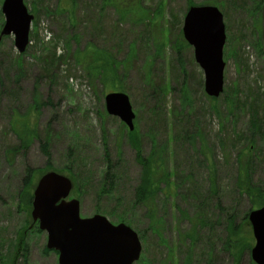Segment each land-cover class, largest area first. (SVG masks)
I'll list each match as a JSON object with an SVG mask.
<instances>
[{
  "label": "rangeland",
  "instance_id": "1",
  "mask_svg": "<svg viewBox=\"0 0 264 264\" xmlns=\"http://www.w3.org/2000/svg\"><path fill=\"white\" fill-rule=\"evenodd\" d=\"M192 1L219 7L225 18V90L219 97L207 94L194 47H180L189 0H134L139 15L126 17L104 0H24L35 16L23 54L13 34L1 35L6 16L0 0V264H59L32 208L20 205L32 169L33 193L45 173L72 175L68 199L80 200L82 217L100 214L131 226L142 242L134 264H237L226 248L228 222L233 216L253 236L249 214L264 206L252 208L250 197L236 187L241 173L264 190V0ZM161 6L162 17L152 21ZM258 20L262 34L255 28ZM90 45L117 62L135 47L118 79L136 115L134 131L107 111L112 84L89 76L78 63ZM54 55L64 58L50 69ZM22 116L30 117L40 138L27 148L12 127ZM128 131L139 134L143 157L160 152L168 171L177 172L171 180L177 179L178 188L157 194V232L135 204L142 165ZM45 139L49 155L41 147ZM108 168L116 186L99 197ZM252 248L244 249L239 264H257Z\"/></svg>",
  "mask_w": 264,
  "mask_h": 264
},
{
  "label": "water",
  "instance_id": "2",
  "mask_svg": "<svg viewBox=\"0 0 264 264\" xmlns=\"http://www.w3.org/2000/svg\"><path fill=\"white\" fill-rule=\"evenodd\" d=\"M6 16L1 35L13 34L16 48L26 52L30 43L33 14L24 0H4ZM223 12L215 5L191 6L183 26L187 43L194 47L196 60L205 72V88L211 96L224 91V47L226 29ZM107 111L134 130L135 112L125 92H109ZM69 176L56 171L43 174L35 187L32 215L47 231V247L59 250V264H133L141 257L142 242L128 224H113L104 215L81 216L80 200H68L73 189ZM256 243L252 259L264 264V206L249 214Z\"/></svg>",
  "mask_w": 264,
  "mask_h": 264
},
{
  "label": "trees",
  "instance_id": "3",
  "mask_svg": "<svg viewBox=\"0 0 264 264\" xmlns=\"http://www.w3.org/2000/svg\"><path fill=\"white\" fill-rule=\"evenodd\" d=\"M104 2L106 5H110L111 7H113L116 11H120L123 17L128 16L132 12L138 13L139 15V12L137 10L132 9L134 7V5L132 7V4L136 3L134 2V0H104ZM140 3H137L136 5L138 10L143 7ZM189 4L192 6L194 3L192 0H189ZM162 8L163 6L157 8L154 12H152V21L153 19L158 20L162 17ZM139 11L142 12L141 10ZM173 20L176 23L177 17H173ZM260 24L261 22L258 20L255 23V28L257 29L258 33L262 34V28ZM259 40L263 42L261 35H259ZM187 44L188 43L186 42H181L180 47H183ZM134 52L135 47H133L131 53L128 54L129 58L127 60L117 62L116 59L113 58V56L108 51L106 52L100 49L99 47L90 45L89 47L84 49L83 52H79L80 54L77 58V61L84 67V69L88 71L89 76L99 77L106 84L111 83L112 89H110L109 91H121L123 90V87H121V84L118 81L119 76L121 74L120 66L122 65L123 68H126L131 63V59L134 56ZM62 58H64L63 55L58 57L54 55L53 58L50 59V66L52 67L50 69L56 67L55 65L61 62ZM12 124L14 131L17 132L19 136L23 135L22 138L21 136L20 138L22 139V143H24V147H29L30 141L34 138H38V131L36 130V127L32 125L30 117H17L15 119V122L13 121ZM124 127L126 126L124 125ZM128 133L130 135V138H132V146L136 148V150H138L137 160L140 161L142 165L141 178L139 180L138 186L136 187L134 195L135 204H138L145 209L147 219L150 220V228H152V230H155V226L159 227L160 223V218H157L156 213V202L158 196L157 194L158 192H160V190L164 192H169L172 186L178 188L177 179L173 180V182L171 180L172 175H177V172L175 170H173V172L168 171L167 163L165 162L166 158H164V155H161L160 152L156 153L155 150H153L150 154L147 155V157H143V149L141 147L142 143L140 141L139 134L131 131H128ZM23 137H25L26 139H23ZM41 142L42 149L45 151V153L49 155V140L45 139ZM202 147L203 154H205L206 157L210 158V170L212 172L213 177H215L216 169L214 167V162L212 158L209 157L207 154L208 147L205 143ZM35 172L36 171L33 169L28 172L25 177L24 188L19 194L20 205H24L26 208L33 207V185L35 182V177H33V173ZM71 177L73 178L72 175ZM236 180V187L238 188L239 192H245L250 197L251 203H253L252 208L264 205V190L262 188L256 187L254 185L252 186L249 182L244 181L243 174L241 173L236 177ZM163 183L165 184L164 187L162 185ZM115 186V175L112 174L111 168H108L105 172L104 181L101 182L99 197L102 193H110L111 191H113ZM214 187L215 181L213 180V191ZM197 194L201 195L199 191H197ZM248 216L249 215L246 214L243 218L246 225L249 224ZM231 220L228 222L227 226L228 237L226 238V248L232 251L233 256H235V261L237 262V264H239V259L240 256L243 254L244 249H251L253 247L252 243L254 241V238L247 227H242L241 225L234 224L233 216H231Z\"/></svg>",
  "mask_w": 264,
  "mask_h": 264
}]
</instances>
